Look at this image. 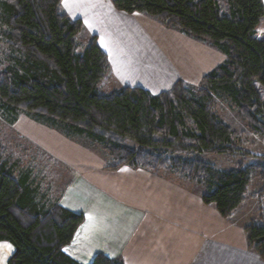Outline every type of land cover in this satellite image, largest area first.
I'll return each mask as SVG.
<instances>
[{
  "label": "trees",
  "instance_id": "16d2710c",
  "mask_svg": "<svg viewBox=\"0 0 264 264\" xmlns=\"http://www.w3.org/2000/svg\"><path fill=\"white\" fill-rule=\"evenodd\" d=\"M112 2L118 11L142 14L213 47L225 61L198 85L178 80L158 95L128 86L103 91L114 77L108 55L80 19L65 13L62 0H0V113L11 124L23 114L67 138L103 145L111 170L176 174L234 222L253 176L264 181V163L217 170L202 156L241 151L235 130L217 112L220 100L251 132L264 134V36L258 31L264 1ZM36 165L18 173L0 143V242L14 248L7 264H80L64 248L84 216L42 196L34 184ZM258 193V215L244 230L249 247L264 257V185ZM92 264L123 263L98 254Z\"/></svg>",
  "mask_w": 264,
  "mask_h": 264
},
{
  "label": "crops",
  "instance_id": "0c3cea01",
  "mask_svg": "<svg viewBox=\"0 0 264 264\" xmlns=\"http://www.w3.org/2000/svg\"><path fill=\"white\" fill-rule=\"evenodd\" d=\"M62 7L83 22L86 35L97 37L120 86L158 95L178 80L198 85L226 59L142 14L118 11L112 0H69L67 7L62 0ZM33 129L31 140L45 146L43 152L53 164L70 173L57 199L84 216L64 248L78 263L92 264L96 255L104 254L123 264H264V257L249 247L244 230L262 202L253 193L248 192L230 222L203 202L199 186L168 173L128 166L111 170L94 149L44 127L38 130L45 138L40 143ZM13 253L10 243L0 242V264H7Z\"/></svg>",
  "mask_w": 264,
  "mask_h": 264
},
{
  "label": "rangeland",
  "instance_id": "374dc122",
  "mask_svg": "<svg viewBox=\"0 0 264 264\" xmlns=\"http://www.w3.org/2000/svg\"><path fill=\"white\" fill-rule=\"evenodd\" d=\"M258 31L261 37H263L264 19L261 21ZM205 45L208 48L210 47L211 50L214 49L207 44ZM214 50L217 52V54L225 58V56L221 52L216 49ZM116 86L120 85L117 79L113 77L111 81L103 83L102 89L103 91H107L110 88H114ZM216 109L222 120L235 130L238 137V146L240 147L241 151L237 152L233 156L206 154L202 156L203 160L212 163L217 170H229L236 168L239 165L246 166L249 164L257 163L263 164L264 134L256 135L251 132L246 122H244L237 115L236 111L232 109L231 105L227 101H218ZM41 127L52 129L36 122L35 120L23 114L18 116L14 124H11L8 120H5L0 113V143L6 148V159L8 163H10V165H13L14 169L17 170L18 173L23 170V168H27L29 164L34 163L35 166L37 163L35 169H33L35 176L34 184L38 186L42 196H45L46 199L48 198V200L52 202L53 200H56L58 198L61 190H63V188L65 187L66 183L68 182L70 173L65 170L66 168L62 167V169H60V167L54 165L53 162L50 161V157H44L42 155L44 149L42 148H44L45 146H41L42 148H40L31 140V130L35 128L36 130L33 129L35 131V133L33 132L35 134L34 137H36V139L40 141V143H42V140L45 141V138H42V135H39L41 131L38 130H43L41 129ZM68 139L89 149H94V152L107 163L109 152L103 145L93 143L82 136H73ZM46 141L49 142L50 139L46 138ZM53 144H56L55 140H51V145ZM48 155L51 156L50 154ZM38 171L40 172V174H38ZM41 172H44L43 176H41ZM160 172L162 174H167V172L165 171ZM167 175L173 176L182 182H187L176 174L168 173ZM263 185V179L260 178L259 174H255L253 176L251 186L249 187V192L251 194L255 193ZM256 196L260 197L259 193L256 194ZM239 219L240 222L243 221L244 216H240Z\"/></svg>",
  "mask_w": 264,
  "mask_h": 264
},
{
  "label": "snow or ice",
  "instance_id": "6c2138e0",
  "mask_svg": "<svg viewBox=\"0 0 264 264\" xmlns=\"http://www.w3.org/2000/svg\"><path fill=\"white\" fill-rule=\"evenodd\" d=\"M63 3H64V6L67 7L69 4V0H63ZM89 219H91V217H89ZM65 251H67V249H65Z\"/></svg>",
  "mask_w": 264,
  "mask_h": 264
}]
</instances>
